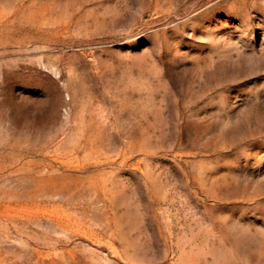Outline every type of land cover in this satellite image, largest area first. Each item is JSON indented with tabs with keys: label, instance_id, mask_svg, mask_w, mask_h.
<instances>
[{
	"label": "rangeland",
	"instance_id": "obj_1",
	"mask_svg": "<svg viewBox=\"0 0 264 264\" xmlns=\"http://www.w3.org/2000/svg\"><path fill=\"white\" fill-rule=\"evenodd\" d=\"M0 264H264V0H0Z\"/></svg>",
	"mask_w": 264,
	"mask_h": 264
}]
</instances>
